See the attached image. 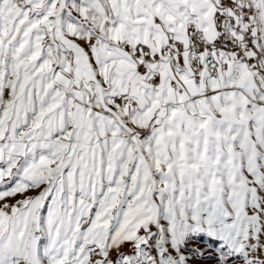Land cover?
<instances>
[{
  "label": "snow or ice",
  "instance_id": "snow-or-ice-1",
  "mask_svg": "<svg viewBox=\"0 0 264 264\" xmlns=\"http://www.w3.org/2000/svg\"><path fill=\"white\" fill-rule=\"evenodd\" d=\"M0 264H264V0H0Z\"/></svg>",
  "mask_w": 264,
  "mask_h": 264
}]
</instances>
